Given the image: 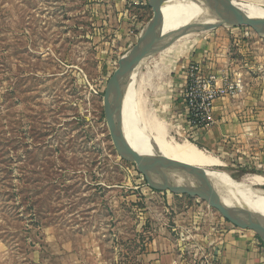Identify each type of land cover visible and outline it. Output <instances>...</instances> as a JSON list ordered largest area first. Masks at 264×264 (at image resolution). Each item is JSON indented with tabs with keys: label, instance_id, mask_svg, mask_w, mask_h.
I'll list each match as a JSON object with an SVG mask.
<instances>
[{
	"label": "rangeland",
	"instance_id": "374dc122",
	"mask_svg": "<svg viewBox=\"0 0 264 264\" xmlns=\"http://www.w3.org/2000/svg\"><path fill=\"white\" fill-rule=\"evenodd\" d=\"M163 5L162 0H0V242L5 245L0 264H31L25 258L33 248L47 264H71L62 249L66 242L78 264H91L97 254L106 264H137L144 245L167 234L188 245L202 234L198 240L206 248L200 254L209 258L223 217L199 199L158 189L135 164L122 160L103 115L107 84L153 10ZM217 22L162 28L132 73L139 71L128 89L130 99L123 92L121 114L124 99L139 102L145 117L162 122L177 142L188 141L221 161L192 171L191 182L235 198L264 196V185L246 191L230 186L247 175L264 178V38L247 27L230 28L244 49L250 48L248 72L224 73L237 85L234 99L249 102L245 108L254 116L242 121L244 137L216 141L210 134L205 148L198 137L180 132L169 114L168 83L188 54L168 72L161 49L185 31L195 33L196 41L208 32L197 30ZM130 121L142 133L136 113ZM188 256L185 250L183 257Z\"/></svg>",
	"mask_w": 264,
	"mask_h": 264
},
{
	"label": "crops",
	"instance_id": "0c3cea01",
	"mask_svg": "<svg viewBox=\"0 0 264 264\" xmlns=\"http://www.w3.org/2000/svg\"><path fill=\"white\" fill-rule=\"evenodd\" d=\"M235 31L230 28L209 30L200 36L193 47L186 52L188 56L180 68L179 75L168 83L167 89L170 91H166L169 96L168 110L174 123L176 121L180 123L185 115L181 90L184 86L185 66L188 63L201 64L206 75L215 74L218 77L223 76L224 73L240 70L248 72L251 69L252 64L246 56L250 48L244 49ZM237 53L241 54L236 59L235 54ZM247 105L249 102L241 96L235 99L218 100L212 112L213 125L204 130L189 133L193 137H198L205 148H208L207 142H209L210 134H213L216 141L228 136L242 138L247 131L242 121L254 120V116L250 117L249 110L245 108ZM185 132H188L186 128H184ZM213 234L217 242L210 251L214 253L216 264H264V246L251 231L223 220L217 224ZM199 236L202 234L193 235L189 245L170 234L156 237L152 242L144 245L145 250L139 255L137 264H187L195 254L200 255V252L206 248L204 242L198 240ZM62 249L68 258L71 257V264L80 263L72 259L75 249L71 242L64 243ZM185 250L189 255L188 258L183 257ZM4 251L5 245L0 242V253L3 254ZM25 260L31 264H47L41 251L36 248L29 251ZM91 264L106 263L100 254H97L93 257Z\"/></svg>",
	"mask_w": 264,
	"mask_h": 264
},
{
	"label": "water",
	"instance_id": "95a60500",
	"mask_svg": "<svg viewBox=\"0 0 264 264\" xmlns=\"http://www.w3.org/2000/svg\"><path fill=\"white\" fill-rule=\"evenodd\" d=\"M190 5L194 8L189 16L191 22L205 19L218 21L216 25L197 30L199 32L214 30L220 26L225 28L247 27L259 37L264 38V18H251L246 13L217 1L186 0L184 4L178 6L179 8H174L178 11H171L181 17L186 12L180 11V8L190 7ZM164 21L165 15L162 7L153 10L152 17L139 32L137 42L119 62L117 70L106 86L102 99L103 115L113 147L122 160L135 164L148 181L159 186L158 189L177 196L199 199L216 210L227 222L254 233L264 246V219L254 210L202 183L191 182L192 169L188 170L189 168L142 156L129 144L121 129V105L125 83L130 74L137 69L140 58L157 42Z\"/></svg>",
	"mask_w": 264,
	"mask_h": 264
},
{
	"label": "bare ground",
	"instance_id": "6f19581e",
	"mask_svg": "<svg viewBox=\"0 0 264 264\" xmlns=\"http://www.w3.org/2000/svg\"><path fill=\"white\" fill-rule=\"evenodd\" d=\"M185 1L186 0H162V2L164 3L162 9L165 15V21L163 25L164 31L166 32L174 31L173 29L175 28H181L182 26H184V24L192 23L189 20V16L192 14V11L194 10L192 5H190V7L186 6L183 7L182 9L180 8V11L186 12V14L181 17H179L178 14L171 11V10L178 11L175 10L174 8L175 7L177 8L179 5L184 4ZM212 1L223 3L229 7L238 9L240 11L243 10L242 12L246 11L244 13H246L250 17H258L260 13H264V0H212ZM194 34L192 35L191 33L187 32L182 34L181 36L175 37L173 41H171L167 46L161 49L160 54L163 55L164 57L167 56L166 59L163 60L162 66L167 67L168 72L173 69L175 61L193 47L195 41H193V39L191 40V37L194 36ZM137 72L134 75L131 73L132 74V75L130 74L131 77L129 76L130 78L128 77L129 79L128 81H126L127 84L125 83L126 85L124 86V92L127 95H128L129 87L134 84L135 76ZM127 98L130 99L129 95L127 96ZM138 103L133 104L131 103V101L124 99L126 110L121 115V122L129 144L139 154L153 160L162 157L171 164L192 169L195 173L205 171L214 166L221 165V161L218 158L214 157L212 154L206 151L199 149L196 145L185 140L184 142H180V143L177 142L174 139V137L168 134L167 131L168 129H166L165 125L162 122L154 120L155 119L154 117L153 119L147 118L148 116L143 114L144 111L142 112L141 109L138 108L139 106ZM134 113H136L139 121V128H140L139 130L144 134L135 132L132 128V124L130 120H131V116H133ZM243 179L244 180L240 184H231V185L229 184V185L230 186L238 185V188H242V189L244 188V191H246L248 187L264 185V178L261 176L247 175ZM219 181H221V183L219 182L221 184L219 187L221 188L223 182L222 180ZM242 194L244 196L238 198L237 197L235 198V196L230 194L226 196L231 199H234L235 202H239L243 205H246L248 208L254 210L257 213V215L261 216L264 219L263 194H259V192L257 194L253 193L251 195H247L244 193ZM257 196L260 197V202L256 200Z\"/></svg>",
	"mask_w": 264,
	"mask_h": 264
},
{
	"label": "built area",
	"instance_id": "2783aa9c",
	"mask_svg": "<svg viewBox=\"0 0 264 264\" xmlns=\"http://www.w3.org/2000/svg\"><path fill=\"white\" fill-rule=\"evenodd\" d=\"M237 85L228 76L221 77L215 74L206 75L201 64L188 63L185 66L184 86L181 90V99L185 105V115L178 123V130L185 132L192 138L191 132H198L213 125L212 112L214 104L221 99L234 98L237 95ZM191 131V132H190ZM190 132V133H189ZM209 258L195 254L187 264H216L213 252Z\"/></svg>",
	"mask_w": 264,
	"mask_h": 264
}]
</instances>
